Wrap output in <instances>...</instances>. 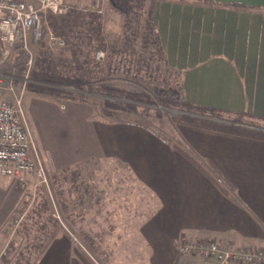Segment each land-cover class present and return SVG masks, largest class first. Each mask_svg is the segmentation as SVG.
<instances>
[{
  "label": "crops",
  "instance_id": "0c3cea01",
  "mask_svg": "<svg viewBox=\"0 0 264 264\" xmlns=\"http://www.w3.org/2000/svg\"><path fill=\"white\" fill-rule=\"evenodd\" d=\"M111 1L137 15L148 9L141 33L152 27L151 39L158 43L167 68L179 75L187 104L264 132V0ZM43 16L46 32L54 33L50 14ZM70 24L60 21L62 27ZM56 49L60 48L52 51ZM29 108L55 169L92 158L117 160L129 170L128 182L143 189L145 207L154 205L153 213L143 216L134 229L138 244H112L133 249L126 253L131 264H136V249H143L145 264H203L199 258L178 255L177 245L184 240L215 239L232 247L264 249L263 139L207 128L182 130L197 158L182 151L193 162L143 126L94 121L90 115L83 119L77 105L63 110L56 102L37 97ZM250 121L258 127L247 125ZM10 183L0 177V235L15 216L17 204L24 206L30 198L14 194L15 185ZM120 199H112L114 208L105 215L99 213L111 217L114 226L116 218L125 216ZM81 248L75 238L53 228L32 264H98ZM115 259L107 264H119Z\"/></svg>",
  "mask_w": 264,
  "mask_h": 264
},
{
  "label": "rangeland",
  "instance_id": "374dc122",
  "mask_svg": "<svg viewBox=\"0 0 264 264\" xmlns=\"http://www.w3.org/2000/svg\"><path fill=\"white\" fill-rule=\"evenodd\" d=\"M67 1L75 10H78L76 8L81 4V0ZM104 9V22L94 14L91 16L92 13L82 12L84 13L83 23L73 27L74 30L77 29L76 34H79L80 38L76 40L72 38L74 44H68L54 51H47L55 59H63L70 66L74 65L75 67V62L72 61L73 52L76 53L78 59L83 60L93 54L94 48L106 49V59L101 67H93L91 63L85 67L94 75L92 81L95 82V87H114L124 93L136 94L134 98L141 100L135 102L138 106L135 111L123 106V109L112 108L109 111L110 115H103L99 104L105 100L122 103H127L130 100L119 97L115 99L97 91L87 93L86 86H83L87 95L86 102L63 94L47 96L35 90H26L23 96L25 119L36 142L38 155L47 169L48 180L47 184L36 186L37 180L29 179L27 186L20 188L16 178H6L11 182L10 184L15 185L16 193L14 194L22 195L26 200L29 196L30 198L24 206L17 204L15 216H12L9 223L3 227L2 235H0V245H2L0 264H31L39 251L35 246H45L53 228H56L58 234L68 233L72 238H75L76 242H79L83 247L81 250L94 263L107 264V261L112 263L114 256L116 258L114 263L131 264V257H128L126 253L127 251L133 252V249L113 247L112 244L121 242L129 244V241L138 244L139 236L134 232V229H138L136 225L143 221V216H147L148 213L151 214L155 210L154 205L149 208L145 207L147 201L142 196L143 189L137 184L132 185L130 181L128 182V177L131 174L126 166L117 160L92 158L65 170L55 169L51 164L52 158L45 149L40 133L31 117L32 107L29 108V103L32 98L54 101L63 110L66 109V105L67 107L77 105L81 108L80 113H82L83 119L90 115L89 119L94 121L104 120L143 126L167 144L178 146L194 159L197 157L187 147L188 144L183 139L181 131L203 127L191 125V122V124H187L189 118L213 124H225L227 127L243 125L241 122L224 120L217 113L206 114L202 109L187 104L182 99L180 77L167 68L158 43L150 39L148 41L150 44H146L142 40L143 33L141 32L143 31L141 29L144 25V18L148 16L147 8L141 10V15H137L132 13V8L121 10L119 6H114L111 0H105ZM99 21L102 26L100 33L103 40L100 36L89 41L92 32L90 25L95 26ZM127 25H130L132 30L127 28ZM46 28L47 26L44 24L45 31L48 30ZM136 29L139 33H136ZM129 32L136 34H131L135 36L128 37ZM151 38L153 37L151 36ZM99 39L101 41L98 42ZM42 42L46 44L47 41L44 39ZM39 48L38 45L34 47L36 56ZM15 58L16 56H11L10 61H14ZM111 64L115 67L113 70H111ZM7 69L5 66L6 71ZM59 88L74 91L73 86H60ZM155 89L165 93L169 91L174 99L166 95H160L162 96L160 99L158 93L154 91ZM149 96L158 97V104L149 103ZM93 100L94 103H92ZM253 123L255 122L250 121L247 125L252 126ZM256 125L252 127L257 128ZM72 126L74 125L67 124L68 128ZM67 135L68 131L65 132L66 137ZM198 160L205 161L203 158H198ZM34 194L35 198L33 199ZM119 196H121L119 203L121 213L125 216L116 218L114 226L111 217L103 218L99 216V213L105 215V212L113 209L112 199ZM127 215H131V217L128 218ZM142 254L143 249H136V264H145L141 261ZM127 257L130 260L126 259Z\"/></svg>",
  "mask_w": 264,
  "mask_h": 264
},
{
  "label": "built area",
  "instance_id": "2783aa9c",
  "mask_svg": "<svg viewBox=\"0 0 264 264\" xmlns=\"http://www.w3.org/2000/svg\"><path fill=\"white\" fill-rule=\"evenodd\" d=\"M104 4L105 0H81L76 9L104 22ZM71 9L67 0H0V177L16 178L23 188L29 179L37 180L36 186L48 180L23 107L35 67L34 47L44 39L50 51L66 46L64 38L45 31L43 14L66 16ZM106 52L98 49L95 60L105 61ZM11 56H16L14 61ZM177 253L199 258L203 264H264L262 248L232 247L212 239L181 241Z\"/></svg>",
  "mask_w": 264,
  "mask_h": 264
},
{
  "label": "trees",
  "instance_id": "16d2710c",
  "mask_svg": "<svg viewBox=\"0 0 264 264\" xmlns=\"http://www.w3.org/2000/svg\"><path fill=\"white\" fill-rule=\"evenodd\" d=\"M83 15L84 13L78 10H75V9H72L69 12V14L66 16H55L54 17L53 15H50V19L52 20V23H53L51 29L53 30L55 35L64 38L67 45L74 44L73 39L76 40L77 38H80V35L76 34L77 29L75 28L74 30L73 27H76L80 25L81 23H83V18H82ZM91 16H93V14H91ZM56 17H58L57 20L55 19ZM60 21L62 24L63 22L71 23L70 25L72 27L70 25H66L62 27L60 25ZM128 27L131 28L130 25H127V28ZM90 28L93 33L92 32L90 33L89 41L93 40V38L96 39L97 37L101 36L100 31L102 29V26H101L100 21L99 23H96L95 26L90 25ZM146 29L147 31L143 33V40H145V42H147L148 39L150 40L151 35H152L151 33L152 27L149 25L146 27ZM101 40H103L102 36H101ZM101 40L99 39L98 42ZM38 46H40V48L36 56L35 67L31 74L32 82L28 84L27 89L38 91L39 93L43 95H47V96H53L55 94H63L66 96H72L74 99H80L86 102L87 95L83 89V86H86L87 93L97 91L98 93L102 95H107L115 99L119 97V98H124L130 101H134V102L129 101L127 103H122V102H114L111 100H105L103 103L99 104L100 105L99 108L103 115H110L109 111L112 108L123 109V106L130 108L132 110L134 109V111L137 109L138 106H137V103L135 102H139L141 99H135L134 96L136 94L124 93L114 87L112 88L111 87L106 88L104 86L95 87L96 86L95 82L92 81V76L94 75L91 74V71H87L85 67L89 66L90 63L93 65V67H99V66L101 67L103 65L104 61L98 62L95 60V53L98 49L94 48L93 54L89 55L88 58H85L83 60L78 59L76 57V53L73 52L72 61L75 62L74 63L75 67H74V65L70 66V64L65 62L63 59H55L51 55V53L47 51L49 49L44 42H40ZM60 86H73L74 91H69L66 89L59 88ZM154 91L158 93L157 95H159L160 99H162V96L160 95H164V96L166 95L167 97H173V95L172 96L170 95L169 91H167L166 93L158 89H155ZM149 97H150V100L148 99L149 103L153 105L158 104V100H157L158 97H155V96H149ZM166 99L169 100V98H166ZM92 103H94V100ZM189 119H190L189 123L187 124L192 123L191 125H195V126L203 127L207 129H215L218 131H227V132L238 133L242 135L255 136L257 138L264 140L263 131H257V130L250 129L244 126H234L233 125V126L227 127L225 126V124H213L209 122L195 120L192 118H189ZM176 149L179 152H181L183 155L188 157L191 161L195 162L193 158H191L185 152L180 150L178 146L176 147ZM35 248L39 250L38 252H41L40 248L42 247L35 246Z\"/></svg>",
  "mask_w": 264,
  "mask_h": 264
}]
</instances>
